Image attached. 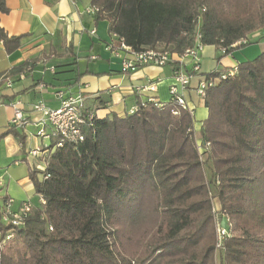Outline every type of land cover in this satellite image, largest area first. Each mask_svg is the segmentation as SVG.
<instances>
[{
  "label": "trees",
  "instance_id": "1",
  "mask_svg": "<svg viewBox=\"0 0 264 264\" xmlns=\"http://www.w3.org/2000/svg\"><path fill=\"white\" fill-rule=\"evenodd\" d=\"M89 2L96 21L134 51L178 55L198 32L203 46L228 54L264 25V0ZM7 12L0 0V15ZM21 38L0 27L7 53ZM237 69L207 90L202 153L193 116L171 103L94 116L82 142L56 148L53 139L43 167L28 168L40 204L4 244L11 227L0 220V264H264V50ZM8 133L24 143L15 128ZM213 200L232 225L220 247Z\"/></svg>",
  "mask_w": 264,
  "mask_h": 264
},
{
  "label": "crops",
  "instance_id": "2",
  "mask_svg": "<svg viewBox=\"0 0 264 264\" xmlns=\"http://www.w3.org/2000/svg\"><path fill=\"white\" fill-rule=\"evenodd\" d=\"M5 4L8 12L0 15V27L8 37L22 38L20 47L12 53L5 51L0 40V76H4L0 86V209L3 201L11 198L29 201L36 207L40 198L29 180L28 168H42L43 164L37 158L29 161L26 155L31 140L32 145L40 143L42 147L47 139L28 137L31 129H39L37 122L41 118L32 106L43 101L47 107L57 108L54 93L63 90L82 94L86 110L97 119L112 114L125 116L147 99L168 103L173 67L145 66L135 73L122 74L119 60L105 51L107 44H116L108 32V22L96 21L95 16L86 13L89 0H5ZM92 30L94 35L90 34ZM261 40L264 39L252 44ZM242 48L222 54L215 46H204L200 53V75L191 79L183 93L193 110V131L199 138L207 109L194 91L198 81L212 71L237 67L258 55L255 50ZM26 63L29 65L21 73L6 76ZM60 65H70L63 69L70 72L56 75L59 70L55 67ZM17 100L22 103L26 120L25 126L15 129L25 137L23 144L8 133L13 129L11 104Z\"/></svg>",
  "mask_w": 264,
  "mask_h": 264
},
{
  "label": "built area",
  "instance_id": "3",
  "mask_svg": "<svg viewBox=\"0 0 264 264\" xmlns=\"http://www.w3.org/2000/svg\"><path fill=\"white\" fill-rule=\"evenodd\" d=\"M74 1V0H72ZM98 8L89 7L86 13L95 16ZM91 35L95 34V30L90 31ZM264 35V25L262 28L251 35L248 40H243L237 44H246L251 39H258ZM115 43H109L105 47V51L113 58L120 62V71L122 74H132L145 66L164 67L172 65V79L173 83L169 87V101L178 109L188 111L193 115V110L188 106L184 99L183 93L188 89L190 81L193 77L200 75V53L204 46L200 42V34L197 32L194 44L192 47L185 49L181 54H173L167 48L162 46L153 49H144L141 51H134L130 46L126 45L115 34H111ZM222 54H225V49H220ZM54 72V68L50 69ZM237 67H232L228 71H224L217 76L211 73L201 76L195 88L196 96L204 101L206 98L207 90L211 88L219 80H225L237 74ZM150 89H153L150 87ZM140 92V89H136ZM146 89H144L145 91ZM58 107L51 109L45 105L43 101H38L32 106L33 111L41 115L40 120L37 122L38 130L36 138L55 139L57 141L55 147L60 148L64 143H78L82 142L85 137V131L93 128L94 115L89 113L85 108V98L82 94H67L63 90H57L54 93ZM166 103H161L153 99L141 101L139 104L132 107L128 114L133 115L139 111L140 108H146L153 105L157 109H163ZM13 110V118L10 121V126L18 129L26 125V120L23 116V106L20 101H14L11 104ZM177 111H172L173 115H177ZM48 129V130H47ZM197 148L202 153L203 147L200 140H196ZM205 146H209L208 143ZM47 148L33 149L27 152L28 157L37 158L44 161ZM43 164V162H42ZM46 178V177H45ZM44 203V201H41ZM11 199H6L0 209L1 223L5 226L11 227L1 244L13 238L14 229L20 227L24 220L30 215L33 204L29 201L23 202L16 211L11 209ZM214 206V205H213ZM219 205L213 208L215 213L216 222V239L217 247H220L223 240L231 236V223L227 217H218ZM225 223V224H224ZM49 230H52L49 227Z\"/></svg>",
  "mask_w": 264,
  "mask_h": 264
},
{
  "label": "rangeland",
  "instance_id": "4",
  "mask_svg": "<svg viewBox=\"0 0 264 264\" xmlns=\"http://www.w3.org/2000/svg\"><path fill=\"white\" fill-rule=\"evenodd\" d=\"M254 40H256V39H251V41H252L251 43H253ZM244 48L245 49H250L252 51L255 50V54H260L264 50V40H261L259 43H256V44L248 45V46H246ZM256 56L257 55H255L252 58L254 59V58H256ZM253 59H251V60H253ZM194 114H195V112H194ZM36 132H37V130L34 131V130L31 129V131H29V133H27L28 134V137L31 138V139H37L35 137L36 136ZM199 139L200 138L195 135V141L196 140L198 141ZM25 141H26V139H25ZM30 142H31V147H30L29 150H33V149H36V148L37 149H39V148L41 149L42 147L43 148H46V147H50L51 146V141L48 140V139L46 140L45 143H43V146L42 147H41V144L40 143H39V145H34V144L32 145V142L33 141L31 140ZM38 142H40V141L38 140ZM26 157L28 158L29 161H31L32 159H34L32 157H28L27 155H26ZM11 200H12V203H11V209H12V211L18 210V208L22 205L23 202H27V201H18L16 198L15 199L11 198ZM35 202H36V199H35ZM213 204H214V207L218 206V202L216 200H213Z\"/></svg>",
  "mask_w": 264,
  "mask_h": 264
}]
</instances>
